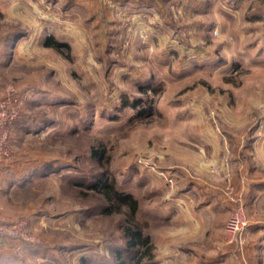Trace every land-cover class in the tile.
<instances>
[{
  "label": "rangeland",
  "instance_id": "rangeland-1",
  "mask_svg": "<svg viewBox=\"0 0 264 264\" xmlns=\"http://www.w3.org/2000/svg\"><path fill=\"white\" fill-rule=\"evenodd\" d=\"M22 27L34 43L0 60L22 103L0 217L33 239H8L16 264H264V0H0V37ZM105 172L138 202L140 263Z\"/></svg>",
  "mask_w": 264,
  "mask_h": 264
},
{
  "label": "trees",
  "instance_id": "trees-1",
  "mask_svg": "<svg viewBox=\"0 0 264 264\" xmlns=\"http://www.w3.org/2000/svg\"><path fill=\"white\" fill-rule=\"evenodd\" d=\"M44 46L60 50L61 47L69 48L66 44L54 41L52 38L46 39ZM91 156L98 161H101L104 152L97 146L91 147ZM95 190L104 200L105 204L100 208L101 213L111 215L119 213L123 209H127L125 222L122 226L123 235L126 241L124 251L128 253V258H134L137 263H140L145 257L152 255V243L149 236L144 235L141 226L134 221V217L138 211V202L132 195L123 194L115 189L114 183L110 182L107 172L99 176L93 185ZM122 252H117L116 257L119 260L118 264H125Z\"/></svg>",
  "mask_w": 264,
  "mask_h": 264
},
{
  "label": "built area",
  "instance_id": "built-area-1",
  "mask_svg": "<svg viewBox=\"0 0 264 264\" xmlns=\"http://www.w3.org/2000/svg\"><path fill=\"white\" fill-rule=\"evenodd\" d=\"M21 107V100L17 96L10 95L0 100V167L11 155V126L17 120ZM26 231L27 223L25 221L9 222L0 217V239L8 240L21 236L25 242L33 240L23 236V232ZM21 245L15 246L16 252L22 251L23 245ZM1 256L2 248L0 246Z\"/></svg>",
  "mask_w": 264,
  "mask_h": 264
},
{
  "label": "clouds",
  "instance_id": "clouds-1",
  "mask_svg": "<svg viewBox=\"0 0 264 264\" xmlns=\"http://www.w3.org/2000/svg\"><path fill=\"white\" fill-rule=\"evenodd\" d=\"M36 39L35 33H30L26 27L5 37H0V60L7 63L8 68L17 64L20 53L26 45L34 43ZM115 115V114H114ZM114 116L108 117L113 119ZM27 131V129H25Z\"/></svg>",
  "mask_w": 264,
  "mask_h": 264
},
{
  "label": "crops",
  "instance_id": "crops-1",
  "mask_svg": "<svg viewBox=\"0 0 264 264\" xmlns=\"http://www.w3.org/2000/svg\"><path fill=\"white\" fill-rule=\"evenodd\" d=\"M2 34L0 33V36ZM11 175L10 171L5 168L0 169V204L5 201L6 196L11 191ZM13 242V241H12ZM0 246L2 248V256L0 257V264H16L13 254V245L10 240L0 239Z\"/></svg>",
  "mask_w": 264,
  "mask_h": 264
}]
</instances>
